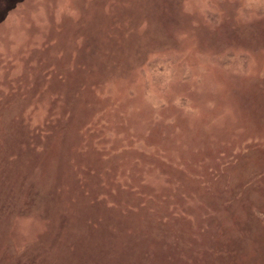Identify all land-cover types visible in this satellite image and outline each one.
Masks as SVG:
<instances>
[{"label":"rangeland","instance_id":"374dc122","mask_svg":"<svg viewBox=\"0 0 264 264\" xmlns=\"http://www.w3.org/2000/svg\"><path fill=\"white\" fill-rule=\"evenodd\" d=\"M0 264H264V0H0Z\"/></svg>","mask_w":264,"mask_h":264}]
</instances>
